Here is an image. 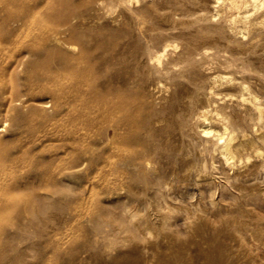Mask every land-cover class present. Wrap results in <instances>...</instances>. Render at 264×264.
<instances>
[{
    "label": "rangeland",
    "instance_id": "obj_1",
    "mask_svg": "<svg viewBox=\"0 0 264 264\" xmlns=\"http://www.w3.org/2000/svg\"><path fill=\"white\" fill-rule=\"evenodd\" d=\"M28 1L11 9L47 20L45 0ZM202 1L71 0L84 18L80 30L99 34L91 44L106 37L97 54L116 53L93 73L150 120L115 136L116 147L113 122L83 128L81 146L90 142L96 160L65 168L68 190L54 200L43 184L21 188L32 211L3 213L10 223L0 227V264H264V0ZM29 24L15 34L35 32ZM168 59L175 65L165 73ZM184 81L199 102L190 114L178 94L184 86L176 91ZM29 89L33 104H50L48 93ZM4 117L0 150L32 144L39 160L56 148L69 157L60 130L20 134L8 116L1 125ZM175 121L176 131L166 127ZM225 141L234 144L228 158L220 156Z\"/></svg>",
    "mask_w": 264,
    "mask_h": 264
},
{
    "label": "bare ground",
    "instance_id": "obj_2",
    "mask_svg": "<svg viewBox=\"0 0 264 264\" xmlns=\"http://www.w3.org/2000/svg\"><path fill=\"white\" fill-rule=\"evenodd\" d=\"M18 2L25 3V0H0V5L4 6L0 13V24H9L6 33H0V115L2 113L5 117H10L20 134L33 133L39 128L60 130L63 141L61 151L69 157L62 159L56 148L52 150L51 158L39 160L30 153L32 144H25L14 150V153L11 146L0 150V227L10 223L4 218L3 213L7 215L31 213L33 199H30L31 195L25 197L21 188L30 186L32 182L43 184L45 195L54 200L68 190L62 185V181L69 176L63 174L65 168L85 161L93 163L96 160L90 156L92 152L87 154L92 149L90 142L89 146H81L82 138L88 136V133L82 131L83 128L113 122L115 125L111 136L115 138L112 143L116 147L118 143L115 136L138 128L139 123L142 127V123H149L150 120V115L140 112V106H132L128 97L121 95L112 97L114 84L110 81L105 82L102 77L93 73V64L100 66L105 61H116L117 57L116 53L109 58L97 54L100 46L107 45L106 37H99L95 45L91 44V40L97 39L99 34H95L90 28L80 30L79 27L84 25V18L77 11V5H73L71 0H45L48 8L45 20L37 14L30 19L33 12L22 8L13 11L11 6ZM36 2L29 0L26 3L35 6ZM53 3L58 7H53ZM204 5L203 0L202 6ZM48 20L51 25H47ZM28 22L35 32L25 36L15 34L16 28L26 26ZM114 45L115 42H112L111 47H115ZM75 46L78 50L72 52ZM28 56H35V59L27 61ZM162 63L165 73L174 69L175 63L171 60ZM20 68L23 70L21 80ZM180 85L181 83H177L176 91L184 86L178 94L185 96L183 111L190 114L192 106L198 107L199 102L194 99L193 91L186 89L187 81ZM31 86L48 93L51 96L50 104L44 105V102L41 105L33 104L34 99L29 97ZM48 106L50 108L46 109ZM202 114L204 118H209L207 110H203ZM131 115L135 117L132 118ZM5 117L1 125L6 121ZM166 127L176 131L179 128V121L167 124ZM186 127L190 128L191 125L186 124ZM202 130L205 134L213 135L210 126H204ZM221 136L222 133H219V137ZM137 139L139 141L141 139L142 142V138ZM132 140L133 136L126 137L121 142L130 143ZM223 147L220 156L228 158L234 144L225 141ZM18 166L21 170L19 168V172H16L15 168ZM70 175L73 178L79 177L77 173ZM19 178L23 179L22 186L16 185ZM52 179L58 183L52 184ZM15 225L19 226V223Z\"/></svg>",
    "mask_w": 264,
    "mask_h": 264
}]
</instances>
